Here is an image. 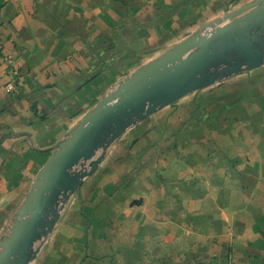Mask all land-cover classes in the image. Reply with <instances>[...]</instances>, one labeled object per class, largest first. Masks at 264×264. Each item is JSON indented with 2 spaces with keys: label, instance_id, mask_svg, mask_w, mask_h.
<instances>
[{
  "label": "crops",
  "instance_id": "0c3cea01",
  "mask_svg": "<svg viewBox=\"0 0 264 264\" xmlns=\"http://www.w3.org/2000/svg\"><path fill=\"white\" fill-rule=\"evenodd\" d=\"M250 1L0 0V242L55 146L120 81ZM106 137L70 168L80 185L29 264H264V64Z\"/></svg>",
  "mask_w": 264,
  "mask_h": 264
},
{
  "label": "water",
  "instance_id": "95a60500",
  "mask_svg": "<svg viewBox=\"0 0 264 264\" xmlns=\"http://www.w3.org/2000/svg\"><path fill=\"white\" fill-rule=\"evenodd\" d=\"M158 59L146 63L84 116L69 138L55 146L36 179L9 237L0 242V264H29L35 243L46 236L57 219V201L74 191L80 180L70 168L111 135L118 137L137 118L158 106L237 73L242 67L264 64V0L247 2L211 22ZM100 158L83 175L92 173Z\"/></svg>",
  "mask_w": 264,
  "mask_h": 264
},
{
  "label": "rangeland",
  "instance_id": "374dc122",
  "mask_svg": "<svg viewBox=\"0 0 264 264\" xmlns=\"http://www.w3.org/2000/svg\"><path fill=\"white\" fill-rule=\"evenodd\" d=\"M1 42V40H0ZM6 59L8 61H12V57L11 56H7ZM18 77H19V73L18 70L16 68H12L11 70V76L9 81L6 83L5 87L9 90V91H14L17 84H18Z\"/></svg>",
  "mask_w": 264,
  "mask_h": 264
}]
</instances>
